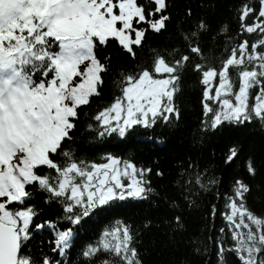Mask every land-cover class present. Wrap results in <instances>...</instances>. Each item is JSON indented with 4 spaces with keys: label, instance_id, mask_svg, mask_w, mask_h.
<instances>
[{
    "label": "snow or ice",
    "instance_id": "6c2138e0",
    "mask_svg": "<svg viewBox=\"0 0 264 264\" xmlns=\"http://www.w3.org/2000/svg\"><path fill=\"white\" fill-rule=\"evenodd\" d=\"M168 8L167 0L144 4L137 0H0V264H59L42 248L39 256L23 250L33 236L36 215L25 203L34 195L26 191L27 185L35 184L59 201L62 216L49 222L50 227L56 228L59 221L72 226L55 232L50 251L61 256L71 250L74 229L94 212L127 199L147 198L153 191L146 179L152 169L137 168L131 159L111 153L104 154L103 163L77 159L63 142L72 138L78 107L100 94L110 56L100 58L99 53L115 43L135 59V49L143 47L149 29L167 31ZM250 16L255 18L251 23ZM239 21L242 33L259 31L251 50L245 39L233 45L226 57L205 56L198 42L205 23L199 21L189 30L178 28L184 48L166 54L153 50L149 64L119 69L114 87L120 94L97 112L98 126L88 127L95 128L99 137L126 138L138 126L150 128L158 121L178 119L174 98L189 67L200 76L204 130L224 123L239 125L254 117L264 121V51L258 50L264 48V0H259L258 11L245 0ZM230 71L238 78L237 88ZM257 87L250 103V92ZM228 152L226 163L239 150L233 145ZM55 154L63 161L54 160ZM42 167L48 172L41 173ZM248 171L256 172L251 159ZM202 175H196L195 182L203 188ZM249 191V185L237 179L232 195L225 198L224 217L234 243L226 248L220 243L223 237L217 238L216 264H226L228 252L241 264H264V216L246 206ZM175 219L179 224L180 216ZM133 240L127 225L105 228L95 243L81 246L78 256L91 260L103 250L112 259L102 264H142Z\"/></svg>",
    "mask_w": 264,
    "mask_h": 264
},
{
    "label": "trees",
    "instance_id": "16d2710c",
    "mask_svg": "<svg viewBox=\"0 0 264 264\" xmlns=\"http://www.w3.org/2000/svg\"><path fill=\"white\" fill-rule=\"evenodd\" d=\"M148 0H137L138 4ZM245 0H167L171 16L167 31L145 33L143 47L136 48V58L132 59L115 43L99 53V57L110 56V67L102 74L103 85L99 95H93L89 103L78 107L75 128L70 132L71 140L64 141L65 148L74 150L77 159L105 162L103 156L111 153L121 159H131L137 168H150L146 174L152 192L144 199H127L117 202L108 209L94 212L74 229L71 250L61 256L52 253L55 232L72 226L59 221L56 228L49 222H57L62 216L59 201L35 184L27 185L26 191L34 195L26 200L36 212L31 226L33 236L26 242L24 252L33 256L40 255V249L52 256L59 264H102L112 259L110 253L101 250L91 260L78 256L82 245L95 243L105 228L127 225L133 235V246L137 249L142 264H216L220 243L230 247L234 241L224 217L226 196L232 195V185L239 179L247 183L250 191L245 203L249 210L258 216H264V121L254 117L242 124L224 123L215 130H204L206 119L202 106V85L200 76L192 68L183 71L179 91L175 95V104L179 109V118L173 117L171 123L158 121L153 127H136L128 132L126 138L117 134L97 136L94 117L98 111L107 107L119 95L114 81L118 70H127L135 65H147L152 61L156 50L166 54L175 48H184L177 29H191L197 22L203 21L205 30L200 32L199 46L205 56L226 57L233 45L247 39L249 50L259 36V31L242 33L240 31L239 8ZM258 11L259 0H247ZM191 9V15L187 10ZM255 18L248 17V22ZM264 51V48H258ZM177 53L176 55H179ZM172 57H168L171 59ZM219 67L216 61L211 62ZM230 74L238 87V78ZM161 77V75H158ZM218 82V79L215 83ZM254 91V89L252 90ZM211 118L208 114L207 119ZM235 145L239 152L233 160L225 162L228 150ZM56 161L63 157L55 154ZM251 159L256 168L255 174L248 171ZM162 172L157 175L156 170ZM41 173L48 169L42 167ZM201 176L200 187L196 175ZM215 179L216 183L208 181ZM17 205L14 203L13 207ZM215 206V210H214ZM180 216L177 224L175 217ZM35 224H44L43 229H35ZM224 228L222 234L220 229ZM226 264H241L231 252L226 254Z\"/></svg>",
    "mask_w": 264,
    "mask_h": 264
},
{
    "label": "rangeland",
    "instance_id": "374dc122",
    "mask_svg": "<svg viewBox=\"0 0 264 264\" xmlns=\"http://www.w3.org/2000/svg\"><path fill=\"white\" fill-rule=\"evenodd\" d=\"M157 75H161V77L160 78H163V74H157ZM218 83V82H217ZM259 89H258V87L256 88V89H254V91H251L250 92V103H253L254 102V96H255V93H256V91H258ZM213 93H214V89H213Z\"/></svg>",
    "mask_w": 264,
    "mask_h": 264
}]
</instances>
